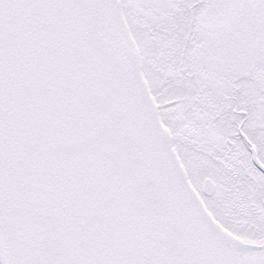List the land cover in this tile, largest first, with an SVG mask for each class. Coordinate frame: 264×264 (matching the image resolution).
Listing matches in <instances>:
<instances>
[{"label": "snow or ice", "instance_id": "obj_1", "mask_svg": "<svg viewBox=\"0 0 264 264\" xmlns=\"http://www.w3.org/2000/svg\"><path fill=\"white\" fill-rule=\"evenodd\" d=\"M0 264H264V0H0Z\"/></svg>", "mask_w": 264, "mask_h": 264}]
</instances>
